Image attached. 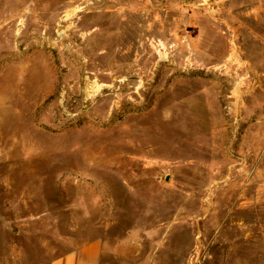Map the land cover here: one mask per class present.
Here are the masks:
<instances>
[{"label":"rangeland","instance_id":"rangeland-1","mask_svg":"<svg viewBox=\"0 0 264 264\" xmlns=\"http://www.w3.org/2000/svg\"><path fill=\"white\" fill-rule=\"evenodd\" d=\"M96 239L264 264V0H0V264Z\"/></svg>","mask_w":264,"mask_h":264},{"label":"crops","instance_id":"crops-1","mask_svg":"<svg viewBox=\"0 0 264 264\" xmlns=\"http://www.w3.org/2000/svg\"><path fill=\"white\" fill-rule=\"evenodd\" d=\"M120 245L122 252H127L128 244ZM119 250L120 248L117 247L116 251ZM107 251L104 241L91 240L60 257L54 258L50 264H105Z\"/></svg>","mask_w":264,"mask_h":264},{"label":"bare ground","instance_id":"bare-ground-1","mask_svg":"<svg viewBox=\"0 0 264 264\" xmlns=\"http://www.w3.org/2000/svg\"><path fill=\"white\" fill-rule=\"evenodd\" d=\"M235 46V45H234ZM236 47V46H235ZM234 54H235V50H232V54H230L229 56L230 57H234ZM237 54V53H236ZM230 60V59H229Z\"/></svg>","mask_w":264,"mask_h":264}]
</instances>
